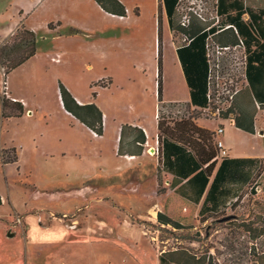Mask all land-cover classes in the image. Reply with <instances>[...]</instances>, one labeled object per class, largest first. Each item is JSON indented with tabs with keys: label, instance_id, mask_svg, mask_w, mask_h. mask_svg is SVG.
<instances>
[{
	"label": "rangeland",
	"instance_id": "374dc122",
	"mask_svg": "<svg viewBox=\"0 0 264 264\" xmlns=\"http://www.w3.org/2000/svg\"><path fill=\"white\" fill-rule=\"evenodd\" d=\"M193 20L204 26L219 25L216 0H180L176 25L188 26ZM17 35L0 49V64L9 66L2 54L19 43ZM165 40L169 45L165 48V77L168 90L173 91L180 84V70L175 66L167 33ZM23 50L11 52L10 59L21 56ZM57 57L60 62L61 57ZM153 67L158 71L157 62ZM83 70L82 57L66 56L61 65L53 64L48 73H41L39 89L33 81L29 87L21 85L19 77L23 72L13 74V89L27 93L34 114L20 123H10L0 133V194L5 199L0 206V264H160L162 253L181 248L206 257L212 264H264V159L256 184L237 207L211 219H201L194 210L178 205L176 195H167L169 182L151 158H128L126 161L133 164L115 174L111 168L122 158H96L99 143L92 142L86 130L63 127L57 82L52 80L55 74L62 73L87 94L86 81L77 80ZM2 80L0 122L3 113H18L15 103L3 95ZM116 92L118 96L113 99L108 92L102 95V100L112 104L115 114L126 119L136 111H149L151 121L152 101L137 102L123 98V89ZM33 94L40 99L32 98ZM23 109L25 112L24 105ZM261 110L263 126L256 136L228 126L222 137L226 136L241 154L264 155V109ZM193 115L204 117L201 112ZM185 117L166 120L163 128L173 127ZM12 142L20 152L17 163H7L17 158ZM212 142L216 145L215 138ZM151 149L147 152L150 157L154 154ZM159 212L184 228L161 224ZM18 218L22 219L21 225H17ZM28 224L36 231L38 244L30 241Z\"/></svg>",
	"mask_w": 264,
	"mask_h": 264
},
{
	"label": "crops",
	"instance_id": "0c3cea01",
	"mask_svg": "<svg viewBox=\"0 0 264 264\" xmlns=\"http://www.w3.org/2000/svg\"><path fill=\"white\" fill-rule=\"evenodd\" d=\"M118 1L124 5L127 12L126 16L106 12L96 0H0V49L4 48L20 30L29 31L36 37V54L34 57L6 76L3 75L5 69L0 64V81H3V78L4 82L7 83V90L3 91V95L13 102L22 103L25 107V112L21 117H2L0 122L1 135L10 123L18 121L20 123L25 118L33 117L34 114V107L25 95L27 93L24 90L13 89V74L23 72V76L19 77L21 85L29 87L33 82H36V87L39 89L38 78L42 72L48 73L50 66L53 64L61 65L66 56L82 57L84 70L81 71L80 78L78 76L77 80L86 81L85 85L88 84L89 93L83 94L76 88V83H73L62 73L55 74L52 80V82H57L56 93L59 103L58 110H60L58 112L62 120L65 121L63 124L65 129L66 127L70 130L77 128L82 132L86 130L91 141L99 143L95 150L96 158L102 160L122 158L120 161H116L111 168V170H115V174L133 164L131 161H126L128 158V160L151 158L162 170L164 177L167 178L169 187L171 188V185L175 183V188H171L167 195H176L175 202L178 205H183L185 209L194 210V214L196 213L200 218L202 209L203 217H208L213 214L217 215L216 211L218 210L225 211L237 207L248 189L256 184L264 155L241 154L232 148L226 136L224 139L222 137L225 135L228 126L252 136H256L257 131L263 126V119L259 117L262 110L255 106V103L264 105L263 61L254 59L251 62L253 65L250 72L251 78H248L247 75L243 91L236 98L234 112L229 113L227 117L222 116L215 119L195 117L192 113L184 119L192 125V128L198 127L207 134H213V139L222 141L228 153L227 156H222L217 145H214L217 150L216 157L203 166L201 169L203 173L199 178L197 177V181L190 182L198 173L191 174V171L199 167V162L192 156V147L199 148L201 146L200 140L195 136L196 134H189L193 131L188 126H178L175 139L167 138L166 146H164L159 140L160 130L157 119L158 110L162 105L171 106L180 103L190 110L202 108L200 105L203 99L195 102V104L192 101L191 88L187 82L182 59L178 52L180 48L188 46L190 40L186 36L172 31L164 6L161 10L160 21V0ZM241 1L245 7L252 9L255 13L264 9V0ZM115 10L117 13L120 12L119 9ZM243 19L245 22L250 21L249 14L244 15ZM219 32L216 35H209L206 42L215 41V36L222 38ZM166 33L174 50L175 66L178 65L180 70V86L178 85L173 91L168 90L165 77V48L169 46L165 40ZM242 37L246 41L249 55L256 58V55L262 52L261 46L264 43V38L261 37L259 42L253 36ZM223 38L224 42H230L226 36ZM159 45H161L162 57L161 99L158 93ZM57 56L61 57L60 62L53 61V58ZM156 62L158 71L155 69L156 67H153ZM94 71L97 72L92 76ZM87 74H89L88 78ZM60 82L65 85L79 105L95 104L98 107L103 116L102 135H97L92 129L66 111L60 95ZM100 82L106 84L101 85ZM181 86H183V90ZM118 89L125 91L123 98L137 102H142L145 99L152 101L154 111L150 117L151 121L149 111H145V113L143 110L141 112L136 111L135 114L126 119L115 114L112 104L102 100V95L104 92H108L113 99L118 96L116 92ZM35 95L33 94L32 98L40 99L38 95ZM112 102L113 100H111ZM262 107L264 109V106ZM243 112L255 114V134L245 132L236 126V113ZM124 125L144 132L146 143L143 146L144 150L141 156H135L132 153L125 156L119 155L120 136ZM218 129H223V133L215 136ZM132 133L136 134L137 131L134 130ZM5 143L8 142L5 141ZM172 143H176L182 148L177 149ZM10 146L18 152L15 143L12 142ZM149 148L154 151L151 157L147 154ZM16 157L18 162L20 152L16 153ZM165 157L169 158V162L164 161ZM178 159L179 165L176 164ZM211 164H213V168H211L209 182L203 191L204 180L207 178L205 169ZM220 167L221 170L219 171ZM106 168L105 166L104 169L106 170ZM101 169L103 170L102 166ZM216 176H218L217 181L214 183ZM2 199L4 204L3 196ZM28 230L32 244H38L39 238L36 236L34 228L29 226Z\"/></svg>",
	"mask_w": 264,
	"mask_h": 264
},
{
	"label": "trees",
	"instance_id": "16d2710c",
	"mask_svg": "<svg viewBox=\"0 0 264 264\" xmlns=\"http://www.w3.org/2000/svg\"><path fill=\"white\" fill-rule=\"evenodd\" d=\"M97 3L108 13L115 14L119 16H126L127 12L124 7L118 0H96ZM160 14L159 18L161 21V10L164 6L166 9V13L170 22V26L172 31L176 34H182L186 36L187 39L190 40L188 46H184L178 50L181 59L182 65L184 68V72L186 74L187 82L191 88L192 93V101L195 104L197 101H201V107H205L208 104L207 93H208V74H209V62L207 58V50H206V41L209 35H213L220 31L221 37L215 36L214 40L218 44L221 45H237L239 43V39H244L242 36L254 37L255 40L261 41V37L264 38V9L255 13L252 9L244 6V3L241 0H217L216 3V11L218 16L221 17L220 24H212L208 26L201 25L200 23L193 20L188 26L176 25L175 19L177 14V8L179 6L180 0H160ZM115 9H119V13ZM249 14L250 21L245 22L243 16ZM229 26V27H228ZM245 27V28H244ZM18 34V35H17ZM17 37H20L19 43H14L13 47L9 51H4L2 55H4L7 62H9V66L6 63H2L1 65L4 69L8 68L5 71V76L8 75L12 70L20 67L30 58L34 57L36 54V37L33 33L22 30L18 31ZM223 36L230 39L229 43L224 42ZM257 38V39H256ZM161 41V35H160ZM264 42V40H263ZM226 43V44H225ZM246 44V41H245ZM247 45V44H246ZM262 52L256 55V58L250 56L248 53V63L246 69V75L248 78H251V65L254 59L262 60L264 63V43L261 46ZM24 49L21 56L16 59H10V53L15 52L16 50ZM6 50V49H3ZM247 51L248 47H247ZM257 62V61H256ZM159 75H158V93L161 99L162 94V57H161V45H159ZM5 69V70H6ZM250 74V75H249ZM256 76V75H255ZM101 85H105L104 82H100ZM59 90L61 99L66 111L71 113L76 119H78L81 123L89 127L93 130L97 135L103 134V116L101 111L95 104L81 106L79 105L69 90L65 87V85L60 82ZM243 91V88L236 95L235 98ZM198 93V98H197ZM236 101V99H235ZM255 102V101H254ZM17 106L18 113L6 115L3 113V117L11 118V117H21L24 113L23 105L20 102H14ZM197 104V103H196ZM163 106V105H162ZM235 107V104L233 105ZM257 109L263 108V104H256ZM5 110V103H4ZM234 112V109H230L228 112L224 113L223 116H228L229 113ZM254 113H236L235 121L236 126L250 134H255V126H254ZM166 120L161 117L159 119V140L162 145L166 146V139H175V132L178 126H188L192 132H189L191 135H195L199 140L201 146L197 149L192 147L193 157L199 162V167L193 169L191 174L198 172L191 180L197 181V177L203 173V166L210 162L217 155V150L212 142L213 134H207L204 130L196 127L192 128V125L188 121L184 119L180 120V122L175 123L173 127H168L167 129L163 128V122ZM136 130L137 133L134 134L132 131ZM164 137V138H163ZM177 138V137H176ZM146 143V136L144 132L140 129L132 128L131 126L124 125L122 127V132L120 136V148L119 155L125 156L130 153L135 156H141L144 150V144ZM177 149L182 148V146L176 145V143H172ZM191 146V145H190ZM166 149V148H165ZM177 160V159H176ZM164 161L169 162V158L165 157ZM17 162V158L14 160H10L7 163H15ZM179 159L176 161V164L179 165ZM183 162V161H182ZM263 162V161H262ZM213 164L209 165L207 169H205L206 179L204 180L203 191L206 188L209 177L211 174V168ZM261 168V165H260ZM221 170V167L219 171ZM218 171V173H219ZM260 172V170H259ZM219 175V174H218ZM190 176V175H189ZM217 177L215 178L214 183L217 181ZM171 188H175V183L171 185ZM202 191V192H203ZM178 193V191L176 190ZM202 194V193H201ZM3 205V199L0 195V206ZM224 210L216 211L217 215L223 213ZM205 214V213H204ZM215 215V214H213ZM213 215L208 216V219H211ZM201 219L203 217V209L200 212ZM158 221L166 226H173L177 229L184 228L183 225L174 221L169 216L164 213L159 212L157 215ZM212 257L209 256L208 259ZM160 264H212L210 261L206 260V257L197 256L192 253V251L181 248L169 252H164L159 257ZM216 264V263H213Z\"/></svg>",
	"mask_w": 264,
	"mask_h": 264
},
{
	"label": "built area",
	"instance_id": "2783aa9c",
	"mask_svg": "<svg viewBox=\"0 0 264 264\" xmlns=\"http://www.w3.org/2000/svg\"><path fill=\"white\" fill-rule=\"evenodd\" d=\"M183 26H186V24L183 23ZM206 50L209 62L207 106L194 110H190L180 103L171 106H160L157 115L158 121L161 117L165 120L182 116L188 117L195 112L203 113L205 118L215 119L222 117L224 113L233 108L235 97L247 79L248 51L245 41L240 38L237 45L226 46L208 41ZM53 61L58 62L59 57L53 58ZM240 82L242 83L240 84ZM3 87L4 91H6V82H4ZM226 108H228V111H226ZM222 133L223 129H218L215 136H219ZM216 145L222 156L228 155L222 141L216 140ZM21 224L22 219L18 218L17 225Z\"/></svg>",
	"mask_w": 264,
	"mask_h": 264
}]
</instances>
